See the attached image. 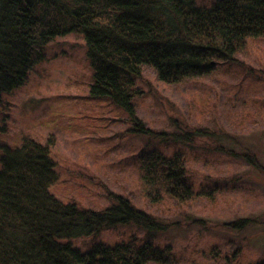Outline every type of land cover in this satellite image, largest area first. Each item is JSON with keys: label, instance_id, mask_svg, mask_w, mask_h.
<instances>
[{"label": "trees", "instance_id": "trees-1", "mask_svg": "<svg viewBox=\"0 0 264 264\" xmlns=\"http://www.w3.org/2000/svg\"><path fill=\"white\" fill-rule=\"evenodd\" d=\"M70 34L85 41L89 96L122 110L133 134L153 136L158 133L139 119L135 103L144 69H153L164 84L242 69L237 55L264 37V0H0V105L48 60V45ZM2 122L0 117V131H6ZM204 134L206 129L191 127L173 137L176 145H190ZM54 146V137L43 144L29 136L16 146L0 145V264L172 263V247L136 237L114 245L94 242L86 252L74 246L75 239L119 226H167L114 193L110 207L100 211L59 198L52 191L60 179ZM235 155L264 173L255 153ZM137 161L146 183L177 201L212 197L216 190L207 185L195 194L182 151L168 156L144 149ZM251 222L228 225L242 230Z\"/></svg>", "mask_w": 264, "mask_h": 264}, {"label": "rangeland", "instance_id": "rangeland-1", "mask_svg": "<svg viewBox=\"0 0 264 264\" xmlns=\"http://www.w3.org/2000/svg\"><path fill=\"white\" fill-rule=\"evenodd\" d=\"M46 55L27 84L0 105L7 125L0 145L16 146L24 136L46 144L54 137L60 179L52 191L59 198L100 211L110 207L114 193L167 226H119L96 238L75 239L74 246L86 252L94 242L114 245L136 237L172 247L170 264H264V173L235 155L249 150L264 164V37L237 55L246 72L235 66L231 72L164 84L153 69H144L137 114L166 137L133 134L122 110L89 96L92 71L82 36L58 37ZM191 127L207 134L176 145L173 136ZM144 149L168 156L182 151L195 194L208 185L216 189L212 197L181 202L148 185L137 161ZM239 219L255 222L242 230L229 227Z\"/></svg>", "mask_w": 264, "mask_h": 264}]
</instances>
